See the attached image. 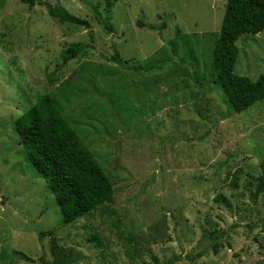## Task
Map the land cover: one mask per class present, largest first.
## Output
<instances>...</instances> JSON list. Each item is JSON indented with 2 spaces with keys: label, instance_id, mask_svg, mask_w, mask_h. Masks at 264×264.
Listing matches in <instances>:
<instances>
[{
  "label": "rangeland",
  "instance_id": "rangeland-1",
  "mask_svg": "<svg viewBox=\"0 0 264 264\" xmlns=\"http://www.w3.org/2000/svg\"><path fill=\"white\" fill-rule=\"evenodd\" d=\"M43 1L89 28L0 0V264L13 251L50 260L53 243L69 264H130L128 246L135 264L264 261V193L251 197L264 159V102L240 114L223 102L212 51L225 1L113 0L107 15L103 0ZM73 44L87 48L64 62ZM236 46L234 74L256 81L264 30ZM38 95L54 100L114 189L110 204L65 227L15 132Z\"/></svg>",
  "mask_w": 264,
  "mask_h": 264
},
{
  "label": "trees",
  "instance_id": "trees-1",
  "mask_svg": "<svg viewBox=\"0 0 264 264\" xmlns=\"http://www.w3.org/2000/svg\"><path fill=\"white\" fill-rule=\"evenodd\" d=\"M103 1L107 15L113 6V0ZM223 1L224 14L212 51V67L228 114H240L254 104L264 102V75L251 81L248 77L234 74L239 55L236 42L244 35L255 36L264 30V0ZM20 2L42 7L48 17L59 23L89 28L87 20L43 0ZM101 25L105 32H111V27L105 21ZM88 36L92 39L91 33ZM86 48L82 44L71 45L63 52V61L76 58ZM14 127L29 163L55 197L62 226L71 225L98 207L112 202L114 189L109 177L77 132L69 126L50 96L38 95L32 107L14 121ZM259 170L260 175L255 179L251 191L253 201L264 193V159L259 164ZM239 172L236 171L230 182L233 190L238 188ZM216 201L219 199L216 198ZM52 234V231L37 233L39 242L45 235ZM92 240L96 242L97 248L101 246L98 236L92 237L89 242ZM135 254L134 247H126L125 255L130 264H135ZM68 259L69 253L55 243L50 248V260L40 257L36 262L19 251H13L5 257L9 264H69ZM258 264H264V261Z\"/></svg>",
  "mask_w": 264,
  "mask_h": 264
}]
</instances>
